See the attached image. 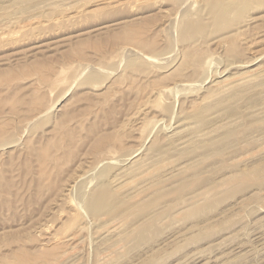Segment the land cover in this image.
Instances as JSON below:
<instances>
[{"label": "rangeland", "instance_id": "rangeland-1", "mask_svg": "<svg viewBox=\"0 0 264 264\" xmlns=\"http://www.w3.org/2000/svg\"><path fill=\"white\" fill-rule=\"evenodd\" d=\"M0 1V264H264V0Z\"/></svg>", "mask_w": 264, "mask_h": 264}, {"label": "bare ground", "instance_id": "bare-ground-1", "mask_svg": "<svg viewBox=\"0 0 264 264\" xmlns=\"http://www.w3.org/2000/svg\"><path fill=\"white\" fill-rule=\"evenodd\" d=\"M4 1V0H3ZM8 2H9V4L10 3H12V4H16V5H19L20 6V9H25L26 8V6H24V5H26V3H27V5L29 4L28 2H31L32 0H12V1H10V0H7ZM0 2H2V1H0ZM8 2H7V5H8ZM3 3V2H2ZM23 3H25L24 5H22ZM5 5V4H4ZM15 6V5H14ZM10 7H12L13 8V6L11 5ZM15 8H16V6H15ZM17 8H18V6H17ZM262 80V79H261ZM263 80H264V78H263ZM258 82H260V81H258ZM263 83H264V81H263ZM259 84L260 83H257V85L259 86ZM252 85H249V86H247V88H250ZM262 86V85H261ZM262 95V94H261ZM241 97H243L242 96V94H241ZM264 99V96H251L250 97V101L252 102V103H256L257 101H259V100H263ZM242 100V99H241ZM258 103V102H257ZM258 125V124H257ZM255 126V125H254ZM259 126V125H258ZM260 128L261 129H264V122L262 123V125L260 126ZM175 134H177V133H175ZM211 153H216V152H211ZM186 163V162H185ZM184 167V166H183ZM186 167V166H185ZM256 170L257 171H259V172H261V171H263L264 170V163H259V164H257L256 166ZM173 171V170H172ZM174 171H175V169H174ZM251 173H253V172H251ZM258 174V173H257ZM189 213H191V210H189ZM151 222V221H150ZM133 226H134V224H133ZM140 226V225H139ZM113 228V227H112ZM117 228V226H115V229ZM133 228V227H132ZM129 229V230H133V229ZM138 229H139V227H138ZM145 228H141L140 227V230H138L137 231V233L138 232H142L143 230H144ZM110 229H107L106 231L108 232ZM127 232V231H126ZM129 232V231H128ZM133 232V231H132ZM130 233V232H129ZM121 234V233H120ZM127 235V234H126ZM107 236V235H106ZM105 235H103L102 236V240L101 241H103V242H107V244H111V245H113L112 243H113V241L114 240H111V238H108V237H106ZM122 236H125V235H123V233H122ZM130 237V236H129ZM119 238V237H118ZM117 238V239H118ZM125 238H127V236L125 237ZM132 239L131 240H133V239H135V236L133 235V237H131ZM120 239V238H119ZM121 240V239H120ZM125 240L126 239H124L123 238V241L125 242ZM127 241H130V238H127ZM117 242V241H116ZM118 243V242H117ZM128 243V242H127ZM114 244H115V242H114ZM147 259H149V257H146V258H143L142 259V257H140L139 258V264H145L146 263V260Z\"/></svg>", "mask_w": 264, "mask_h": 264}]
</instances>
